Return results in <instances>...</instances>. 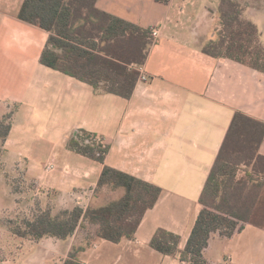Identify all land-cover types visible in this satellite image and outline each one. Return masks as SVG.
<instances>
[{
    "label": "crops",
    "instance_id": "0c3cea01",
    "mask_svg": "<svg viewBox=\"0 0 264 264\" xmlns=\"http://www.w3.org/2000/svg\"><path fill=\"white\" fill-rule=\"evenodd\" d=\"M23 2L0 0V118L13 112L0 163L24 165L25 176L38 182L41 195L57 192L67 209L77 205L81 192L87 208L104 165L66 146L73 131L84 129L110 147L106 165L159 186L163 193L134 239L117 244L98 240L75 258L70 257L78 246L75 236L35 241L0 224V239L8 243L0 246V264H187L180 254L165 256L151 248V239L165 229L179 235V249H185L234 114L264 122V73L203 53L220 27L215 2L97 0L96 7L110 15L145 29L161 27V32L141 66L148 80L138 82L130 99L96 95L88 84L41 64L49 34L18 18ZM244 15L258 27L264 44V12ZM81 116H86L83 123ZM48 162L58 166L56 173H45ZM5 182L0 193L16 204L18 193ZM6 204L0 201L1 210ZM205 256L211 264H264V229L248 225L231 239H212Z\"/></svg>",
    "mask_w": 264,
    "mask_h": 264
},
{
    "label": "trees",
    "instance_id": "16d2710c",
    "mask_svg": "<svg viewBox=\"0 0 264 264\" xmlns=\"http://www.w3.org/2000/svg\"><path fill=\"white\" fill-rule=\"evenodd\" d=\"M169 5L171 0H154ZM97 0H24L18 18L49 34L42 65L91 86L96 95L130 99L138 84L133 69L146 63L153 41L145 29L96 7ZM219 29L203 46L215 59H229L264 73V44L258 27L244 17L236 0H221ZM13 112L0 118V143L12 128ZM96 134L73 131L67 149L104 165L87 208L75 205L55 214L41 210L32 219L11 227L20 238L68 240L86 229V245L72 249L70 257L98 240L120 243L134 239L148 211L155 208L163 190L133 175L106 165L110 147L97 143ZM264 122L236 112L202 189V210L183 251L181 237L158 229L150 247L187 264H211L205 254L212 239H231L248 225L264 229ZM241 168H246L239 176ZM111 193V195H109ZM68 264H75L68 261Z\"/></svg>",
    "mask_w": 264,
    "mask_h": 264
},
{
    "label": "rangeland",
    "instance_id": "374dc122",
    "mask_svg": "<svg viewBox=\"0 0 264 264\" xmlns=\"http://www.w3.org/2000/svg\"><path fill=\"white\" fill-rule=\"evenodd\" d=\"M236 1L240 2L243 6L244 14L248 10H257L264 12V0ZM207 2L213 4L215 2V6L217 7H219L220 5V0H218V3L217 0H207ZM262 26H264V21L262 22ZM84 120H86V116L79 117L80 122L83 123ZM2 152V144L0 143V155L2 154ZM7 164L8 162L4 164L2 161L0 163V189H3L5 182H3L1 178L6 176V187L7 185H9L12 191L18 193L16 195L18 198L16 199V204L14 203V201L9 203L10 199L7 200L6 198H4V195L1 194L2 192L0 193V201H3L4 204H6L7 202V204L5 205L7 207L6 210H1L0 208L1 225L6 224L8 226L10 225L11 227L18 226L19 224L22 225L24 220L34 218L38 214L39 208L41 210L50 209L55 214L63 211L64 209H67L65 208L63 201H60V198L57 197V192L47 197L48 199L41 195L42 191H39L40 187L38 186V182H36V180L33 178L25 176L26 171L24 165L11 168V165L8 166ZM246 170V168H241L239 176L242 177L244 175V171ZM79 194L80 195L76 199L77 205L81 207H86V196L83 195L81 192ZM109 195H111V193ZM75 240L78 241V246L82 244L86 245V229L79 230L75 235ZM7 244L8 243L5 237L0 239V246H4ZM2 256L4 255L0 254V258H2Z\"/></svg>",
    "mask_w": 264,
    "mask_h": 264
},
{
    "label": "built area",
    "instance_id": "2783aa9c",
    "mask_svg": "<svg viewBox=\"0 0 264 264\" xmlns=\"http://www.w3.org/2000/svg\"><path fill=\"white\" fill-rule=\"evenodd\" d=\"M161 30V27H153L151 28V38H152V41H153V45L157 42L159 36H160V31ZM133 69L137 70V72L139 73V79H138V82L142 83V82H146L148 80V76L146 75V73L144 72V70L142 69L141 66H135L133 67ZM95 141L97 143H103V141L99 138V137H96L95 138ZM58 169V166L53 163V162H48L45 164L44 166V170H45V173L46 174H52L54 172H56ZM65 171H69V168L66 167L65 168Z\"/></svg>",
    "mask_w": 264,
    "mask_h": 264
}]
</instances>
